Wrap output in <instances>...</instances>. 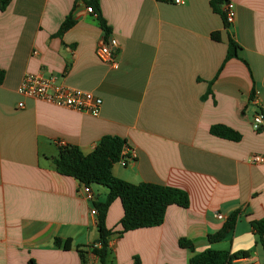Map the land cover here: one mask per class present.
Returning <instances> with one entry per match:
<instances>
[{"label":"crops","instance_id":"0c3cea01","mask_svg":"<svg viewBox=\"0 0 264 264\" xmlns=\"http://www.w3.org/2000/svg\"><path fill=\"white\" fill-rule=\"evenodd\" d=\"M92 0H12L0 11V264H100L98 218L83 185L56 172L59 144L90 155L106 136L119 137L136 152L113 174L123 182L185 191L188 208L171 206L163 225L113 235L108 264H189L205 250L245 253L264 263V238L252 221L264 220V0H227L235 19L225 27L211 0H96L110 29L105 37ZM74 26L59 29L69 16ZM218 32L221 41L213 39ZM229 37L240 46L227 60ZM118 41L114 69L97 56L99 43ZM56 76L61 84L103 100L95 118L19 93L24 77ZM24 104V108H19ZM213 126L241 136L215 137ZM104 203L108 191L91 187ZM121 200L107 212L106 228L121 229ZM233 212L236 229L212 245ZM221 215L225 220H218ZM72 239L69 250L55 239ZM190 241L194 250L182 248Z\"/></svg>","mask_w":264,"mask_h":264},{"label":"trees","instance_id":"16d2710c","mask_svg":"<svg viewBox=\"0 0 264 264\" xmlns=\"http://www.w3.org/2000/svg\"><path fill=\"white\" fill-rule=\"evenodd\" d=\"M12 0H0V11L5 12ZM165 2L167 0H157ZM227 0H211L210 6L214 13L218 14L224 21L225 27L228 28L227 18L223 12V4ZM91 7L98 18V23L105 33V37L110 36V29L106 25L100 6L96 0L86 3ZM75 24L73 16H69L59 29V35L63 36ZM213 39L220 42V33L215 32ZM241 46L229 37L227 60L238 58ZM4 73L0 72V84L3 83ZM211 133L215 137L231 141H240L241 136L235 131L223 126H213ZM127 148L125 140L115 137L106 136L101 139L95 150L88 156L84 155L78 147H65L60 149L59 155L54 157L53 164L56 172L65 177H73L84 187L101 186L108 191L107 199L104 203L95 200L93 206L96 208L98 215V234L99 242L92 247V253L98 258L100 264H108L110 255V241L113 235L123 236L131 231L138 229H150L163 225L167 209L171 206L188 208L190 205L189 195L180 189L169 186L149 185L146 183L133 185L117 178L113 174V167L120 163L124 158L123 151ZM116 200H121L124 211V217L121 220V229L113 231L106 228V216L110 205ZM240 212H233L224 227L214 235H209L208 241L212 245L222 242L227 236L236 229ZM253 230L262 240L264 238V220L252 221ZM73 244L72 239L63 241L55 239L56 247H62L69 250ZM182 248L194 250V245L185 239L180 241ZM82 264H89L86 253L79 249ZM245 253L232 254L229 252H217L212 249L203 251L190 260L189 264H233L235 261L245 257ZM28 264H36L30 260ZM134 264H141L138 258Z\"/></svg>","mask_w":264,"mask_h":264},{"label":"built area","instance_id":"2783aa9c","mask_svg":"<svg viewBox=\"0 0 264 264\" xmlns=\"http://www.w3.org/2000/svg\"><path fill=\"white\" fill-rule=\"evenodd\" d=\"M174 5H183V0H170ZM223 12L226 15L227 23L232 25L235 19V7L230 1H227L222 6ZM89 14L95 15V12L91 7L87 8ZM118 41L114 38H110L108 41H102L99 43L97 49V56L104 63L111 65L112 68L117 69L119 67V61L114 57V52L118 49ZM19 93L23 96L34 98L35 100L42 101L58 108L76 110L80 113L90 115L92 117H99L100 111H102L103 100L102 98L92 94L82 92L78 89H72L60 83L59 78L56 76L43 77L36 74H27L21 86L19 87ZM19 108H24V104H19ZM252 127L255 131L264 129V113L259 112L253 117ZM61 148H65V144L62 142L59 144ZM125 158L119 163L124 168L135 162L137 158L136 152L128 147L123 151ZM252 163L264 162V159L260 156L252 158ZM83 194L92 204L90 214L97 216L98 212L93 206L96 198L91 187H83ZM218 220H225L221 215H216ZM239 264H264L253 260L243 259Z\"/></svg>","mask_w":264,"mask_h":264}]
</instances>
